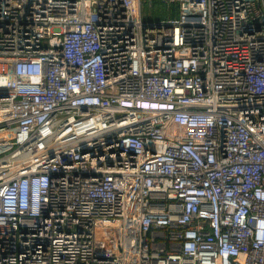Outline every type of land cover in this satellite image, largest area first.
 <instances>
[{"label":"built area","instance_id":"2783aa9c","mask_svg":"<svg viewBox=\"0 0 264 264\" xmlns=\"http://www.w3.org/2000/svg\"><path fill=\"white\" fill-rule=\"evenodd\" d=\"M0 0V264H264V0Z\"/></svg>","mask_w":264,"mask_h":264},{"label":"rangeland","instance_id":"374dc122","mask_svg":"<svg viewBox=\"0 0 264 264\" xmlns=\"http://www.w3.org/2000/svg\"><path fill=\"white\" fill-rule=\"evenodd\" d=\"M144 17L149 21L160 22L173 15L162 0H146L143 4Z\"/></svg>","mask_w":264,"mask_h":264}]
</instances>
